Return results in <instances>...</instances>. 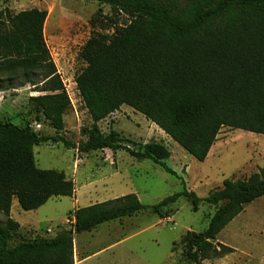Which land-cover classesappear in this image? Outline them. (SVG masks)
<instances>
[{
    "label": "trees",
    "instance_id": "16d2710c",
    "mask_svg": "<svg viewBox=\"0 0 264 264\" xmlns=\"http://www.w3.org/2000/svg\"><path fill=\"white\" fill-rule=\"evenodd\" d=\"M86 1L110 6V14L91 18L90 25L99 31L93 30L79 51L84 67L74 83L92 123L82 129L86 139L78 145L58 134L71 103L45 43L47 12L0 11V73L20 78L17 87L33 86L38 94L28 101L36 120L56 132L43 136L28 124L0 121V214L5 217L0 223V264H74V235L142 211L169 218L180 197L194 212L201 202L217 207L203 232L181 236L182 257L203 264L232 253L214 241L245 205L264 196V167L245 179H225L202 199L184 190L152 206L129 194L77 208L68 213L70 229L10 245L20 229L10 218L13 198L28 212L75 192L63 172L36 166L35 146L61 143L82 154L121 150L176 175L164 162L171 155L166 146L150 142L134 150L116 131L100 130L98 123L123 105L142 114L198 162L207 158L224 127L264 135V0Z\"/></svg>",
    "mask_w": 264,
    "mask_h": 264
},
{
    "label": "rangeland",
    "instance_id": "374dc122",
    "mask_svg": "<svg viewBox=\"0 0 264 264\" xmlns=\"http://www.w3.org/2000/svg\"><path fill=\"white\" fill-rule=\"evenodd\" d=\"M32 8L47 12L43 29L45 43L71 103L63 115L64 128L58 134L78 145L86 139L82 129L92 123L74 83L75 75L84 67L79 51L92 31H99L98 26L90 25L91 18L97 14L109 15L110 6L86 0H0V11L15 14ZM20 81L16 76L0 73V87H12L2 91L9 98V105L0 107V121L8 120L20 126L28 124L34 129L38 123L40 135H55L47 122L36 120L28 101L38 93L32 91L30 84L17 87ZM98 126L105 134L112 129L130 141L126 143L130 149L137 150L139 145L150 142L166 146L171 155L164 162L176 175L150 160L138 161L121 150L82 154L76 149L64 148L61 143L35 146L36 166L63 172L74 183V198H52L44 206L28 212L21 210L13 198L10 215L22 228L13 235L11 246L70 229L68 213L74 207L129 194H134L142 205L152 206L184 190L202 199L220 188L225 179H245L264 167V135L261 134L224 127L207 158L198 162L156 125L126 105ZM170 208L173 213L169 218L142 211L101 224L92 232L74 235L75 261L83 259L78 264H191L182 257L178 242L187 231L203 232L217 207L201 202L194 212L191 203L180 197ZM4 221L5 217L0 214V223ZM214 243L233 252L204 260L203 264H264V196L245 205ZM105 247L108 248L102 250Z\"/></svg>",
    "mask_w": 264,
    "mask_h": 264
},
{
    "label": "crops",
    "instance_id": "0c3cea01",
    "mask_svg": "<svg viewBox=\"0 0 264 264\" xmlns=\"http://www.w3.org/2000/svg\"><path fill=\"white\" fill-rule=\"evenodd\" d=\"M3 94V92L2 91H0V107L2 106V105H9V98L7 99V97H5V95L3 96L2 95ZM211 149H212V147H211ZM210 149V150H211ZM209 153H210V151H209ZM209 153H208V155H209ZM207 155V156H208ZM71 198H74V197H71ZM52 199V198H51ZM51 199H49L47 202H49ZM46 202V203H47ZM45 203V204H46ZM44 204V205H45ZM43 205V206H44ZM42 207V206H41ZM74 207V206H73ZM78 207H74V208H72V210L71 211H73V210H75V209H77ZM10 218H11V215H10ZM12 219V218H11ZM13 220V219H12ZM15 221V220H14ZM19 224V223H18ZM19 226H20V228H22V226L19 224ZM33 228L35 227L36 228V226H32ZM38 228V227H37ZM108 247H105V248H103L102 250H104V249H107ZM102 250H100V251H102ZM96 253H98V252H96ZM83 259H81V260H78V261H75V255H74V264H78L80 261H82Z\"/></svg>",
    "mask_w": 264,
    "mask_h": 264
},
{
    "label": "built area",
    "instance_id": "2783aa9c",
    "mask_svg": "<svg viewBox=\"0 0 264 264\" xmlns=\"http://www.w3.org/2000/svg\"><path fill=\"white\" fill-rule=\"evenodd\" d=\"M35 128L37 129L38 128V125H35Z\"/></svg>",
    "mask_w": 264,
    "mask_h": 264
}]
</instances>
